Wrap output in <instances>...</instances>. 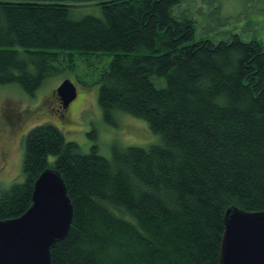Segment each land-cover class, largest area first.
<instances>
[{
  "label": "trees",
  "instance_id": "1",
  "mask_svg": "<svg viewBox=\"0 0 264 264\" xmlns=\"http://www.w3.org/2000/svg\"><path fill=\"white\" fill-rule=\"evenodd\" d=\"M181 1L0 0V85L33 93L80 55L109 54L97 79L104 119L127 112L162 140L107 158L51 124L28 131L24 180L0 193V220L25 212L54 168L73 214L51 264H219L226 210H264V43L195 39L193 18L174 11ZM91 4L101 16H71Z\"/></svg>",
  "mask_w": 264,
  "mask_h": 264
},
{
  "label": "rangeland",
  "instance_id": "2",
  "mask_svg": "<svg viewBox=\"0 0 264 264\" xmlns=\"http://www.w3.org/2000/svg\"><path fill=\"white\" fill-rule=\"evenodd\" d=\"M174 11H183L193 18L195 39L206 37L216 42L236 33L244 40L255 37L264 43V0H182ZM86 14L101 16L100 6L91 4L71 11L74 18ZM80 57L74 70L46 77L33 93L24 92L17 83L0 85V146L8 147L6 159L0 156V193L24 180L25 136L36 125L51 124L65 140L75 142L81 153H89L96 147L98 153L107 158L112 156L113 147L124 149L162 143L160 135L152 132L142 118L116 110L111 122L104 119L97 100V79L112 56L91 53ZM84 58L91 60V66H86ZM65 79L72 81L77 91L67 112L53 96ZM15 109L24 111V123H15L10 116V111ZM52 160L49 156V161ZM128 219L133 221L131 217Z\"/></svg>",
  "mask_w": 264,
  "mask_h": 264
},
{
  "label": "water",
  "instance_id": "3",
  "mask_svg": "<svg viewBox=\"0 0 264 264\" xmlns=\"http://www.w3.org/2000/svg\"><path fill=\"white\" fill-rule=\"evenodd\" d=\"M55 93L65 110L77 95L69 79ZM72 214L64 180L55 169H45L34 181L27 210L0 220V264H51L50 248L66 236ZM223 220L219 264H264V210L233 206Z\"/></svg>",
  "mask_w": 264,
  "mask_h": 264
},
{
  "label": "flooded vegetation",
  "instance_id": "4",
  "mask_svg": "<svg viewBox=\"0 0 264 264\" xmlns=\"http://www.w3.org/2000/svg\"><path fill=\"white\" fill-rule=\"evenodd\" d=\"M53 96L55 98H58L55 92L53 93ZM64 111L67 112V110H64ZM9 114L13 118L15 123H24L25 122L26 116H25L24 111L15 109V110H11ZM7 149H8V147H6L5 145L0 146L1 158L6 159Z\"/></svg>",
  "mask_w": 264,
  "mask_h": 264
},
{
  "label": "bare ground",
  "instance_id": "5",
  "mask_svg": "<svg viewBox=\"0 0 264 264\" xmlns=\"http://www.w3.org/2000/svg\"><path fill=\"white\" fill-rule=\"evenodd\" d=\"M72 82V81H71ZM73 84V83H72ZM74 85V84H73ZM75 86V85H74ZM54 169V168H53ZM5 220H7V219H5Z\"/></svg>",
  "mask_w": 264,
  "mask_h": 264
}]
</instances>
